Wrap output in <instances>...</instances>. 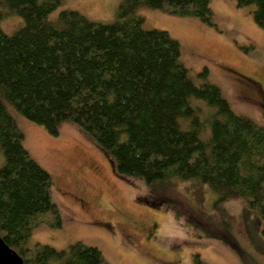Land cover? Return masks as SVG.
I'll return each mask as SVG.
<instances>
[{"label": "trees", "instance_id": "1", "mask_svg": "<svg viewBox=\"0 0 264 264\" xmlns=\"http://www.w3.org/2000/svg\"><path fill=\"white\" fill-rule=\"evenodd\" d=\"M234 1L238 8L253 7L252 20L264 32V0ZM62 2L0 0V21L12 13L24 22L11 35L0 27L4 244L24 264L104 263L98 249L82 243L62 250L30 245L34 229H60L62 223L52 177L24 149L7 106L51 136L63 124L75 125L117 176L158 190L154 205L183 207L170 193L174 183H196L214 197L212 206L242 200L264 225V126L235 114L206 81V69L192 78L179 43L166 31L144 30L137 16L146 8L212 25L210 0H120L110 23L73 10L52 18ZM193 261L207 264L199 254Z\"/></svg>", "mask_w": 264, "mask_h": 264}, {"label": "rangeland", "instance_id": "2", "mask_svg": "<svg viewBox=\"0 0 264 264\" xmlns=\"http://www.w3.org/2000/svg\"><path fill=\"white\" fill-rule=\"evenodd\" d=\"M119 1L63 0L51 17L73 10L110 23ZM210 8L212 25L146 8L137 16L144 30L166 31L179 43L181 63L192 78L206 69V81L220 89L235 114L264 126V105L251 91V81L264 90V32L252 20L253 7L210 0ZM23 26L12 13L0 21L8 35ZM7 110L24 136V149L51 175V196L61 217L60 229L46 224L34 229L30 245L62 250L82 243L98 249L103 264H194L195 254L207 264H264V225L242 200L212 206L206 188L175 182L170 193L183 207L158 205V190L117 176L105 153L75 125L63 124L51 136L13 107Z\"/></svg>", "mask_w": 264, "mask_h": 264}, {"label": "water", "instance_id": "3", "mask_svg": "<svg viewBox=\"0 0 264 264\" xmlns=\"http://www.w3.org/2000/svg\"><path fill=\"white\" fill-rule=\"evenodd\" d=\"M0 264H24L20 256L4 244L0 238Z\"/></svg>", "mask_w": 264, "mask_h": 264}, {"label": "flooded vegetation", "instance_id": "4", "mask_svg": "<svg viewBox=\"0 0 264 264\" xmlns=\"http://www.w3.org/2000/svg\"><path fill=\"white\" fill-rule=\"evenodd\" d=\"M248 82H249V80H247V82L245 83V87L250 88ZM251 85H252L251 91H253L256 94V96H258V98L261 100L262 104L264 105V90H263L261 84H259L256 81H251ZM82 208H83V206H82Z\"/></svg>", "mask_w": 264, "mask_h": 264}]
</instances>
